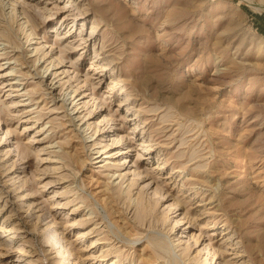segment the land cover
<instances>
[{
  "label": "rangeland",
  "instance_id": "374dc122",
  "mask_svg": "<svg viewBox=\"0 0 264 264\" xmlns=\"http://www.w3.org/2000/svg\"><path fill=\"white\" fill-rule=\"evenodd\" d=\"M25 1L40 24L38 40L54 41L53 52L67 45L72 78L61 85L56 81L63 75L54 79L48 71L40 86L42 72H34L44 62L33 65L23 35L15 48L0 38V224L11 213L20 226L0 232V264H197L207 242L214 258L206 264H264V0H84L89 11L82 18L75 14L83 0ZM7 11L0 8L1 26ZM92 18L99 22L95 44ZM102 57L111 59L108 66ZM13 65L14 74L2 76ZM13 77L18 86L8 85ZM47 83L56 100L46 93ZM71 86H79L86 106L71 110L70 100L61 106ZM87 108L94 110L93 124L106 118L100 127L106 124L110 142L124 151L118 161L128 156L126 164L131 159L132 169L141 170L140 186L148 182L164 193L155 211L136 212L116 193L117 179L95 162V151L80 146L90 143L78 116ZM68 136L80 146L78 157L44 162L49 150L71 149L59 146ZM103 192L111 195L112 211ZM174 200L170 219H163ZM52 218L70 262L47 241ZM90 228L98 230L80 236ZM95 237L98 248H90Z\"/></svg>",
  "mask_w": 264,
  "mask_h": 264
},
{
  "label": "bare ground",
  "instance_id": "6f19581e",
  "mask_svg": "<svg viewBox=\"0 0 264 264\" xmlns=\"http://www.w3.org/2000/svg\"><path fill=\"white\" fill-rule=\"evenodd\" d=\"M64 1L67 4H70L74 0H64ZM88 4H90V2ZM85 6H86V4H85V2L83 0V3L80 6H78V8L81 7V11L82 12H78V13L75 14V16L77 18H82L81 17V13H88L89 8L85 7ZM92 6H93V4H92ZM0 8L3 11H5L6 9L8 10L7 14H4V17H3V19H5L4 20V22H5L4 25L3 26L0 25V38L2 37V39L6 40L7 43H10L11 46H13L15 48V47H19L20 46V42H19V39H18L19 35L20 34L23 35L22 37L25 38V43H27V46H30V48H31V56H33V62H34L33 65H35L37 61L43 60V62H44V66L42 68L43 70H41V69L38 70L37 67H36L35 68V72H34V73L39 74V75L42 72L41 79L38 80L39 82L37 81L40 84V86L43 84V82L45 80L44 79V74L47 73L48 71H49L48 74H51L52 76H54V79L59 77L60 75H63L62 77H60L56 81V82L59 81L61 85H63L66 81H70L72 76H71V73L66 74V72L67 71L69 72L70 70L66 69L65 56L63 54L65 52V50H66L65 48H68L67 45L65 46L64 44L60 43L58 46H56V48L57 47L60 48L59 52H53L51 49L48 50V48L55 44L54 41L51 40L52 42H47V41L44 42L43 40H38V38H40L38 36L39 35L38 26L40 24H39V21H38V19L36 17V13L33 11V8L31 6V4H29V2H27L25 0H22V1H18V0H0ZM95 15L98 16L97 14H95ZM97 21H98V19H96V18L93 19L92 23L90 25V29H89L90 30L89 31V37H90L89 39L93 40L94 44L96 43L95 42L96 35H93V34L97 30L98 24H99V22L97 24H95ZM104 22H106V21H104ZM58 24H59V22L54 24L53 26L57 27ZM61 26L62 25H60V27ZM50 29H51V32H55L57 30V28H54V27L50 28ZM72 32H73L72 31V27H68L67 36H69ZM59 35H60L59 33L55 34L56 37H58ZM47 43H49L48 46H47ZM2 48H7V46L4 45ZM77 48H83V47L77 46ZM102 48H103V46H99V49H102ZM98 54H99V52L94 50L93 56L96 57ZM102 59L106 60V65L105 66H108L110 61H111V59H109L107 57L106 58L102 57ZM16 61H19L20 65L23 64V61H21L20 59H16ZM8 66H10V64ZM12 71H15L14 65L8 71L2 73V76L7 78L8 76L14 74V73H12ZM16 71H18V70H16ZM64 77H67L65 82L62 81V79ZM86 78L87 77H85L84 80H86ZM8 79H10L9 80L10 82L8 83V85H10L11 87H14V85L18 86L20 84V83H18L19 81L17 80L18 78H16V77L8 78ZM23 88H21V89H23ZM51 88H52V86L48 85V83H47L45 91L47 90L46 93H48L49 97L51 98L50 100H56L57 99V95L55 93H53V90ZM62 88H63V86H62ZM21 89L17 88V89H14V90H21ZM78 90H79V86H73V87L71 86V90L67 91V92H65L63 94V97L61 99V101H62L61 104H63V105H61V106H64V104L68 100H70V103H73V105L71 107V110H75L79 106V104H82L81 106H86L87 105V100H82V98L85 95H82L81 97H78V95L80 94V93H77ZM27 93H29V92H27ZM76 98H77V100H76ZM22 100H24V99H22ZM11 101L13 103H15V102H17L19 100L12 99ZM21 104H25V103L23 102ZM93 113H94L93 109H90V108L88 109L87 108V111L85 113H83V115L81 114V112H80V114H78V116H80V118H79L80 120L84 119V122L82 123L83 126H84L83 130L85 132H87L88 137H89V142H90V143H88V145H86V143L84 141H82L80 146L83 147V148L87 146V147L91 148V150L95 151L94 152V153H96V157L95 158H97V160L95 162H101L102 164L99 165V166L103 167V171H105L106 175H108L109 177H113L114 176L113 177L114 180L117 179V181H115V184H114V186H115L114 188L116 190V193L117 194H124V197H126V199H128V201L133 204V206L136 209V212L139 210L140 213H142V214H148L150 212L155 211V209L157 208V206L161 202V199L164 197V193L157 186L152 189V186H149L148 182L144 183L143 185L140 186L139 179H140V175L142 174L141 170H139L137 167L132 169L134 167V164L131 163V159H129L128 163L126 164V161L128 160V156H126L124 158L125 161H123L121 163H120V161H118L120 159V156L122 157V155L124 154V151H122V148L120 147V145L119 146L115 145L116 140L113 142V140H114L113 139V140H111L112 142H110V138H108V136L110 137L111 133H110V130L109 131L106 130V124L104 123L105 126L100 127V123L102 121H104V119H106V118L99 119L97 124H93V122L89 121V116L91 114H93ZM104 117H106V116H104ZM62 124H63V122H62ZM28 127H29L28 124H26L24 129H26ZM38 130H40V128ZM114 131H116V130H114ZM80 135H82V134H79L77 136L80 138ZM68 137L70 138V136H68ZM30 139H32V138H30ZM117 139H118V137H117ZM74 140H71V138H70V140L66 142L67 144L64 143V145H61L62 144L61 143L59 145L60 147H62V146L67 147V148L70 147L71 148L70 150H65V151H63L62 149L61 150H55V149L54 150H49V151H47L48 154L46 156H44L42 159H45L44 162H51V163L54 162L55 163V162H59L57 160L59 158H62L65 155H68V157H71V158L75 157V156L78 157V153H79V149L78 148L80 146L78 147L77 143H75L76 141L74 142ZM0 141H2V137H1ZM112 144H114V146H115L114 148H117V150L116 151L114 150V152L111 153L110 149H112V148L109 149V147ZM161 163H163V162H158V165H160ZM8 164H10V163H8ZM66 164H68V162H66ZM12 165H9V167L12 166ZM163 166H164V164H163ZM127 167H129V170L126 169ZM131 171H132V173H131ZM131 174H132V177L129 176ZM21 183L23 184L22 186H24V184L26 182L24 180ZM48 183L49 182H43L44 186H47ZM104 184H106V183H104ZM19 188H20V184H19ZM134 188L137 189V190H135V192H134ZM150 189H152V191H149ZM100 191H103V189L99 190L97 192H100ZM104 191H106V190H104ZM60 192H63V190L60 191ZM104 193H106V192H103V194ZM21 195L22 194H20V196ZM28 195H29L28 192L23 194V196H25V197H27ZM100 196H103V195H100ZM110 196L111 195L108 193L106 197L103 196L102 198L101 197L100 198L101 199L104 198V201L107 200V201L104 202V205L106 207L110 208L109 210L112 211L114 206L112 207V204L108 205L112 201V200H110L111 199ZM108 198H109V200H108ZM116 201H117V198H116ZM32 202L33 201L27 202L26 203L27 206L31 207V205H33ZM59 202H57V203H59ZM115 204H116V202H115ZM176 204H177V201H175V200L170 202L169 204L167 203V205L165 206L166 207L165 211H164V213L162 215L163 219H165V220H169L170 219V217H171L170 216V212H172V210L174 209ZM56 205H58V204H56ZM28 207H27V209H28ZM77 208H78L77 206H74V207H71L69 209L73 213L74 210H76ZM115 210H116V208H115ZM175 210H177V209H175ZM112 213L114 214V212H112ZM115 214H116V212H115ZM11 215L12 214L10 213V215L8 214L6 218L2 219L1 224H0V232L5 230V228H10V229L11 228H14V229L15 228L16 229L20 228V226L17 225L15 219H11ZM36 216L38 217V215H36ZM124 218H122V219H124ZM125 219H127V218H125ZM118 220H117V222H118ZM84 221L86 222L87 219H85ZM84 221L81 224L84 225L85 224ZM177 221H178V219H176L175 222H174V225H172L170 227L171 231L175 227V224L177 223ZM54 222H55V218H52V220L47 223V227H50L51 225H53ZM69 224H71V225L78 224V222H76L74 219L73 220L71 219V222ZM120 224H123V223L121 222ZM50 228H51V233H49V239L47 238L48 239L47 241L50 243V245H53V243H55L57 245L58 251L60 253V254L58 253L59 256L61 255V257L64 259V261H67L69 259V253H67L68 249H67L66 243H65L66 239H64L62 237H61V239L58 238L59 237V235H58L59 232L57 231V229L55 228L54 225L51 226ZM97 230H98V228H97ZM97 230L94 229V228L80 229L79 232H80V236H85V235L93 233L94 231H97ZM47 234H48V232H47ZM57 235H58V237H57ZM99 239H100L99 237H95L94 239H92L90 241V243H91L90 248L97 247V245L99 244V242H98ZM179 239H180V237L176 238V240H179ZM179 242H180V240H179ZM205 244H206L205 245V247H206L205 249H207V251L206 250L205 251L207 252V254H206L205 257L198 258L196 260L197 264H206V263H208L209 259L214 258L213 256H211V257L208 256L209 254H211L209 242H207ZM173 245L179 246L178 242L173 243ZM0 248H3V246L0 247ZM178 249H180V248H178ZM190 249H191V244L190 243H187V244L183 245V247H181V249H180V250H182L181 253H180V259H182L184 261L185 260L184 258L186 256H189ZM20 250H21L20 251L21 255L27 254L28 249H26L24 247H20ZM79 252L77 253L78 257H80ZM108 252H109V250H108ZM206 252H204V253H206ZM106 253L107 252H105V254ZM151 258H152V253L149 252L146 255V260H150ZM63 259H62V262H63ZM31 261H32V259H31ZM68 261L70 262V260H68ZM113 263H114V261L111 259L110 264H113ZM115 263H116V261H115ZM71 264H80V263H75L74 262V263H71ZM176 264H178L177 260H176ZM211 264H215V263L212 261Z\"/></svg>",
  "mask_w": 264,
  "mask_h": 264
}]
</instances>
